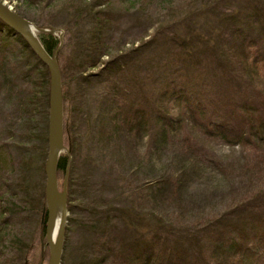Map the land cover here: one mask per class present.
<instances>
[{"label":"rangeland","instance_id":"obj_1","mask_svg":"<svg viewBox=\"0 0 264 264\" xmlns=\"http://www.w3.org/2000/svg\"><path fill=\"white\" fill-rule=\"evenodd\" d=\"M1 1L15 11L16 0ZM51 1L53 6L37 4L29 8L27 16L31 21L26 20L33 24L34 34L45 30L40 25H49L56 35L64 37L72 16L68 10H62L63 0ZM245 1L248 0H111L103 7L115 17L110 42L118 43L115 55L122 54L126 67L123 74L112 73L103 65L109 59H103L99 67L84 72L85 79L80 80L79 89L73 88L78 96L73 134L78 153L70 158L74 172L71 191L68 180L70 198L61 264H130L135 256L138 257L135 264H141L149 250H153L155 256L161 253L170 256L175 246L180 245L191 262L197 249L204 251L201 246H205L206 252L211 249L206 241L217 229L212 223L264 188V141L251 148H226L199 138L201 144L198 145L208 155L217 157L224 174L208 166L190 180L181 191L183 196L173 197L168 190L160 191L156 182L171 173L177 190L181 172L173 165H163L179 156L181 152L177 147L170 146L162 159H156L151 154L150 139L137 142L135 148L130 146L133 140L130 144L118 142L103 132L104 127H108L106 107L116 99L112 87L118 89L120 101L131 98V94L138 102L149 97L153 104L177 113L176 97L170 94L167 99L163 98L167 87L162 82L170 72L179 69L196 75L191 65L185 63V52L183 54L179 43L184 38L193 39L195 44L189 51L193 55L204 51L201 40L211 31H221L227 38L230 33L237 36L235 29L240 27L234 24L235 17L240 20L250 11ZM78 28L81 33L88 31L89 26ZM6 51L16 56L20 49L10 47ZM5 55L4 59L0 54L1 61L14 79L18 74V68H14L17 63L10 55ZM64 59L69 62L76 56L70 57L67 53ZM68 72L74 73L75 69L68 67ZM121 83H125L127 91L120 88ZM20 119L21 114L15 107L0 97V199L12 190L19 207L6 221L0 215L1 226L5 222L11 224V229L7 226L1 229V234L10 237L17 234L26 242L29 249L25 256L29 264H49L50 249L46 231L43 233L41 229L43 213L40 210L43 203L47 205L45 168L49 145L43 131L49 127V118L46 122L45 116L39 113L26 128H21ZM66 119L67 112L64 121ZM33 129L36 135L28 131ZM29 137L34 161L28 169H23L26 173L20 175L13 164L19 159L18 143ZM258 157L260 165L254 167ZM144 158L146 163L141 165ZM199 160L202 161L201 156ZM58 177L62 190L65 177L62 174ZM152 188L150 192L148 189ZM170 191L173 193V189ZM1 207L0 204V213ZM139 224L140 227H135ZM153 235L160 236L161 240ZM263 245L259 239L254 243L258 251Z\"/></svg>","mask_w":264,"mask_h":264},{"label":"trees","instance_id":"obj_2","mask_svg":"<svg viewBox=\"0 0 264 264\" xmlns=\"http://www.w3.org/2000/svg\"><path fill=\"white\" fill-rule=\"evenodd\" d=\"M63 1L62 10H68L72 16L70 27L65 29V36L56 35L52 26L40 25L39 27L49 32L42 31L38 37L51 55L56 54L61 68L64 111L67 112V119L64 122L65 147L68 150L60 155L58 175L62 174L65 177L69 170L71 191L74 165L70 158L78 153L73 137L78 98L74 92L77 93L80 80L85 79L84 72L99 67L103 59H109L103 64L106 65V70L117 74L125 72L126 63L121 57L122 54L115 55V50H119L118 43L110 42L115 17L111 15L109 9L106 11L103 7H106L107 3L110 4L111 0ZM16 2V13L27 20H30L27 16L29 8L37 4L54 5L51 0ZM245 3L249 4L250 11L240 20L235 17L234 24L238 23L240 27L235 29L237 36L234 37L230 33V38H227L221 31H211L204 40H201L204 51L193 55L189 52L191 46L195 44L193 39L184 38L179 43L183 54L185 52V63L191 65L196 75L187 74L179 69L165 76L162 84L167 89L163 98L167 99L166 96L170 94L176 97L179 107L177 113L166 111L157 103L153 104V99L149 97L138 102L131 94L132 99L120 101L118 89L112 87L116 99L114 104L106 107L108 127H104L103 132L106 131L105 134L110 135L109 139L118 142L130 144L133 140L130 146L133 145L135 148L137 142L150 139L153 148L151 154L156 159L158 157L162 159L170 146L177 147L181 152L178 157L183 158L172 157V160L178 159L172 163L171 160L169 164L163 162L164 166L173 165L177 172H181L177 190L174 187L176 180L171 173L156 182L160 185V191L162 188L164 191L168 190V194L173 197L183 196L181 191L189 185L190 180L208 166L215 172L224 174L217 157L208 155L198 145L201 144L199 138L212 140L226 148L241 146L251 148L257 142L264 141V0H248ZM231 19L234 20L233 17ZM85 25L89 26L88 31L80 33L78 26ZM2 41L1 57L5 59V54H8L15 59L17 65L14 68H18V74L13 79L14 75L5 71L0 57V97L5 103H11L21 114V128H26L32 117L39 113L45 116L47 122L50 106L48 68L32 53L23 38L0 20V43ZM10 47H17L20 52L16 56L14 52H7ZM67 53L70 57L75 55L76 59L68 62V59H64ZM200 55L204 60L202 57L199 58ZM68 67L75 69V72H68ZM124 85L121 83L120 88L127 91ZM74 87L76 90H73ZM48 128L43 131L46 139L49 135ZM28 131L36 135V130ZM105 137L102 139L103 144ZM30 143V137L18 143L19 159L14 161L13 165L20 171V175L26 173L23 169H28L34 161L28 145ZM199 156L202 157V161L199 160ZM144 163L145 158L140 164ZM259 165L258 157L253 166ZM172 189L173 193L170 191ZM148 190L152 192L153 188ZM6 194L7 197L0 199L2 206L0 215L5 221L6 217L11 218L19 209L15 202L16 194L12 190ZM239 205L237 209L212 223L217 225V229L207 238L206 246H211L209 252L205 251V246H201L204 251L197 249L190 262L189 257L184 254L185 248L181 245L175 246V252L170 256H164L163 253L155 256V252L149 250L141 264H264V245L261 251L254 246L257 239L264 242V188ZM43 207L40 209L43 213L41 229L45 233L47 205L43 203ZM10 225L7 222L0 225V264H29L25 256L29 249L26 242L17 234L11 237L1 234V229L7 226L11 229ZM135 227H140V224ZM10 232L12 233L11 230ZM153 236L161 240L160 236ZM135 263H138L137 256L130 261V264Z\"/></svg>","mask_w":264,"mask_h":264},{"label":"water","instance_id":"obj_3","mask_svg":"<svg viewBox=\"0 0 264 264\" xmlns=\"http://www.w3.org/2000/svg\"><path fill=\"white\" fill-rule=\"evenodd\" d=\"M0 20L15 34L20 35L28 48L36 55L50 72V106H49V136L48 157L46 162V203L47 224L46 240L50 249L49 264H61L63 258L65 227L68 216V180L69 170L65 176L63 188L60 189L58 177V161L65 147L64 132V98L61 68L57 56L51 55L41 43L37 34L27 29L28 21L0 0ZM43 32H49L44 30ZM60 208L61 217L56 242L53 240V229Z\"/></svg>","mask_w":264,"mask_h":264},{"label":"bare ground","instance_id":"obj_4","mask_svg":"<svg viewBox=\"0 0 264 264\" xmlns=\"http://www.w3.org/2000/svg\"><path fill=\"white\" fill-rule=\"evenodd\" d=\"M33 25V24H32ZM32 25L31 23L29 25H27V29H29V31H32ZM59 222H60V208L57 210V219H56V223H55V226H54V229H53V240L56 242L57 240V233H58V228H59Z\"/></svg>","mask_w":264,"mask_h":264}]
</instances>
